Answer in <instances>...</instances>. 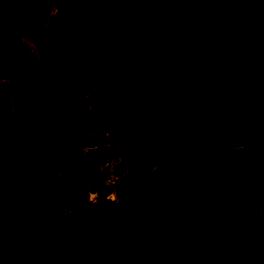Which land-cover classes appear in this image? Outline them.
<instances>
[{
    "label": "trees",
    "instance_id": "1",
    "mask_svg": "<svg viewBox=\"0 0 264 264\" xmlns=\"http://www.w3.org/2000/svg\"><path fill=\"white\" fill-rule=\"evenodd\" d=\"M183 6L190 34L214 39L177 86L183 40L166 14L179 0H0V264H264V0ZM11 28L36 50L24 75ZM109 159L105 187L89 169ZM217 200L224 224L208 230Z\"/></svg>",
    "mask_w": 264,
    "mask_h": 264
},
{
    "label": "rangeland",
    "instance_id": "2",
    "mask_svg": "<svg viewBox=\"0 0 264 264\" xmlns=\"http://www.w3.org/2000/svg\"><path fill=\"white\" fill-rule=\"evenodd\" d=\"M185 0H179L180 7L176 10H170L166 14L167 19V32L173 36H179L183 40V61L181 66L177 70L175 84L177 86L180 85L185 59L190 55H201L206 52L211 51L213 39H214V30L213 28L208 29L206 32L192 36L188 30V12L183 6V2ZM154 30H151V34ZM11 38L13 41L14 47V57L17 63V72L19 75H24L27 72H30L32 69L34 60H35V49L26 41L24 38L19 36L14 29L11 28ZM80 79L79 74L75 73L72 70H68L65 72V82L68 88V96H69V105L72 117L73 124V134L75 138L81 137L84 134V129L81 121V101L79 99V87H80ZM83 105V104H82ZM157 109L159 118L163 117V102L160 97L157 100ZM8 146V140L6 137V117L3 108V96L2 90L0 86V149H4ZM102 171L104 173L103 176H99V172ZM115 164L112 160H108L104 162L101 167H96V169L90 167L89 174L91 179H95V181H100V178L103 179L104 186H110L114 182L115 178ZM94 172V174H93ZM108 199H115V195H110L107 197ZM91 203H96L98 201L95 193H91L90 195ZM203 220L206 224V229L214 230L220 228L224 224L223 217V205L220 200H217V203L213 206H210L201 211ZM12 227L15 231V252L16 257L19 261L26 260V253L24 249V239L22 228L20 224L13 223ZM141 264H149L147 258H144Z\"/></svg>",
    "mask_w": 264,
    "mask_h": 264
},
{
    "label": "water",
    "instance_id": "3",
    "mask_svg": "<svg viewBox=\"0 0 264 264\" xmlns=\"http://www.w3.org/2000/svg\"><path fill=\"white\" fill-rule=\"evenodd\" d=\"M102 174H104V173H102Z\"/></svg>",
    "mask_w": 264,
    "mask_h": 264
}]
</instances>
